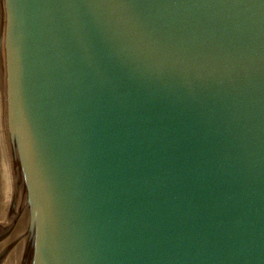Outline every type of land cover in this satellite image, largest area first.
<instances>
[{
    "label": "water",
    "instance_id": "95a60500",
    "mask_svg": "<svg viewBox=\"0 0 264 264\" xmlns=\"http://www.w3.org/2000/svg\"><path fill=\"white\" fill-rule=\"evenodd\" d=\"M0 264H264V0H0Z\"/></svg>",
    "mask_w": 264,
    "mask_h": 264
}]
</instances>
